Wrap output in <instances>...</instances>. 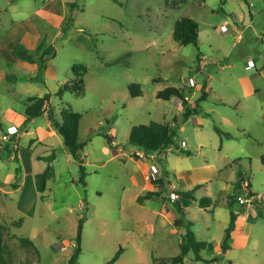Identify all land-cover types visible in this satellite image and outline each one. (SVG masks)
<instances>
[{
  "label": "rangeland",
  "instance_id": "rangeland-1",
  "mask_svg": "<svg viewBox=\"0 0 264 264\" xmlns=\"http://www.w3.org/2000/svg\"><path fill=\"white\" fill-rule=\"evenodd\" d=\"M0 8V136L10 127L21 134L38 124L53 127V119L61 121V110L71 107L82 115L87 167L84 187L80 162L61 135L50 139L52 146L27 132L0 140V186L17 167L42 172L47 162L40 157L52 150L56 154L55 175L43 200L22 203L20 209L17 196L7 195L11 201L0 192L13 264H69L82 217V253L75 264H107L120 247L124 251L113 264H170L180 254L184 229L174 224L175 206L168 218H157L155 211L164 201L172 205L179 191L193 189L203 177L211 178L209 193L204 187L196 191L198 201L187 202L185 219L194 220L198 240L209 242L202 254L218 260L193 262L190 254L187 264H264V0H16L13 5L0 0ZM183 17L199 23L198 47L174 40L175 23ZM21 49L35 63L21 59ZM198 54L205 60H197ZM74 64L86 67L85 94L60 97L58 89L75 79ZM205 82L212 91L187 121L181 102L157 98L159 90L175 86L186 91L193 106ZM132 83L141 85V96H132ZM252 88L257 92L250 93ZM47 93L45 115L23 122L28 98ZM174 119L180 128L170 151L148 153L129 143L133 126ZM215 126L232 134L224 139L223 151ZM35 139L40 144L31 147ZM138 150L146 159L136 155ZM142 161L147 167L139 178ZM203 165L208 169L200 170ZM156 167H167L170 175ZM240 176L250 180L261 201L247 210L235 199L233 208L243 212L223 253L230 222L227 197L235 193ZM160 178L164 185L157 183ZM149 191L161 195L139 203L137 198ZM204 195L215 202L208 209L199 206ZM20 238L31 239L36 249L23 247Z\"/></svg>",
  "mask_w": 264,
  "mask_h": 264
},
{
  "label": "trees",
  "instance_id": "trees-1",
  "mask_svg": "<svg viewBox=\"0 0 264 264\" xmlns=\"http://www.w3.org/2000/svg\"><path fill=\"white\" fill-rule=\"evenodd\" d=\"M199 23L190 17H183L175 23L173 38L174 40L182 45H195L198 47L199 42ZM50 52V49L48 51ZM20 58L35 63V59L25 50H20ZM128 56V55H127ZM200 59V54L197 55V60ZM121 59H116L114 63H119ZM73 72L75 75L74 80H70L64 83L63 87H60L57 91V95L62 97L65 93H72L75 96H83L85 94V80L84 74L86 73V67L84 65L74 64ZM83 69V71H81ZM130 92L132 96L138 97L143 94L141 85L138 83H132L129 86ZM207 91V82L203 85L201 89L200 97L195 101L194 105L190 104L188 101L185 91L182 88H178L175 86H168L162 90L157 92V98L163 100H170L175 98L177 101L182 103L183 107V121H187L192 116L198 114L201 110L202 101L207 100L208 98ZM51 94L47 93L44 96L29 97L27 100V104L25 107V122L28 123L32 119L42 116L47 107L50 104ZM61 121L53 119V124L58 133L62 136L64 144L68 148L69 152L73 156L74 159L80 162V183L86 187V161L83 156L84 146L85 144L80 141V121L82 119V115L78 112H75L71 107H66L61 110ZM1 125V123H0ZM180 128V123L177 119L169 122H157L152 121L149 124H140L133 126L129 135V143L135 146H139L140 148H144L148 153H155L161 150L166 149L171 145H176V140L178 138V130ZM217 133L220 135L221 143L225 138H232V134L227 132L218 126H215ZM108 143L110 145L113 144V138L108 135L107 136ZM8 148V146H6ZM15 153H17V149H13ZM180 151L185 153L186 155H191V151L188 149L180 148ZM80 152L82 154L80 155ZM16 158L18 159V155L16 154ZM40 159L47 162L46 168L37 174H35V182L37 190L41 193L47 190L48 180L55 175V168L53 165L54 160L56 159L55 151L52 150L49 155L41 156ZM262 163L264 165V155L261 157ZM16 172H20L19 167L16 169ZM242 176H240L239 180ZM239 180L235 186V193L228 195L227 204L230 208V222L225 230V235L223 239V243L221 245V250L223 253H226L229 250L228 241L232 238L233 233L237 228L238 221L242 215V210H235L233 208V203H235L236 193L239 186ZM157 183L164 185V179H158ZM203 184H198L194 189L188 191H179V199L174 202V206L176 207L177 213L179 217L174 220V224L176 226L182 227L184 229V237L180 246V254L170 258V264H187V257L190 254H193V258L191 259L193 262H212L213 260L218 259H207L202 252L204 250H208L209 242L200 241L197 239L195 231L192 229L194 225L193 220L185 219V209L182 205V199L186 200H194L197 198L195 196V191L202 187ZM161 195L160 191L154 192L149 191L146 195H140L137 198L139 203H143L145 200L154 199ZM214 205V200L211 197L204 196L199 199V206L203 209H208ZM243 207V206H242ZM244 208V207H243ZM264 215V214H262ZM84 227V218L82 217L79 221L77 235H76V249L72 256L69 259V264H75L82 253V233ZM9 228L6 226L2 218L0 217V264H13L14 256L12 251L9 249L8 245L5 243V235L8 233ZM21 245L27 248H35L33 241L29 238H20ZM124 248L120 247L115 256L107 263L113 264L115 263L120 255L123 253ZM163 264V263H161Z\"/></svg>",
  "mask_w": 264,
  "mask_h": 264
},
{
  "label": "crops",
  "instance_id": "crops-1",
  "mask_svg": "<svg viewBox=\"0 0 264 264\" xmlns=\"http://www.w3.org/2000/svg\"><path fill=\"white\" fill-rule=\"evenodd\" d=\"M16 2V0H7V3L8 4H10V5H13V3H15ZM0 10H2L1 8H0ZM0 28H1V26H0ZM200 62H202L203 60H205V56L204 55H202V54H200ZM246 61H252L251 59H248V60H246ZM254 62V61H253ZM251 64H253V63H251ZM185 91V90H184ZM207 91H208V93L210 94V92L212 91V89L209 87V89H208V87H207ZM250 93H256L257 92V90L255 89V88H252V89H249L248 90ZM186 92V91H185ZM186 97H188V95H186ZM200 97V96H199ZM198 97V98H199ZM197 100V99H196ZM196 100H192V102H193V104L195 103V101ZM46 113V112H45ZM45 113L42 115V116H44L45 115ZM38 118V117H37ZM37 118H34V119H32L30 122H28L29 124L30 123H32L33 121H35V119H37ZM49 120H51L52 121V119L50 118ZM23 122H25V119L23 120ZM38 124V123H37ZM17 126L18 127V124L17 123H11L9 126ZM33 125H30V127H32ZM41 126V127H40ZM19 129V128H18ZM39 129H42L43 130V136H41L40 135V132H39ZM31 134V135H34V136H36V137H38V138H40V140H42V143H44V145H47V146H49V145H51L52 146V144H51V142H50V139H59L60 137V134L58 133V131L56 130V128L54 127V124H53V127H52V125L51 126H49L48 124L46 125H44V124H38V129L36 128L35 129V127L33 126V128H32V131H29V130H26L25 132H23L22 134ZM22 134L20 133V131L18 132V134H16V135H13L12 137H11V139H13V138H22ZM46 135H47V138H46ZM46 138V139H45ZM36 141H34V143L31 145L30 144V146L32 147V146H34V145H36V144H40V141L39 140H37V139H35ZM60 140H62V139H60ZM227 140H229L228 138H227ZM226 140V141H227ZM30 143H31V141H30ZM220 146H219V150L220 151H223V147L225 146V141L223 140V142L221 143V139H220ZM180 145V144H179ZM50 146V147H51ZM181 146V145H180ZM182 147V146H181ZM181 147H179V150H180V148ZM170 146L169 147H167L166 149H164V150H161L162 151V153L163 152H167V151H170ZM19 149H20V147H19ZM183 149V148H182ZM30 150V149H29ZM118 150H119V148H118ZM188 150H190V149H188ZM19 153L20 154H22L21 153V151H19ZM30 153H31V151H30ZM29 153V154H30ZM105 153L107 154V155H110V149L108 148V147H105ZM158 154H159V152H158ZM139 165V171H140V176H139V178L140 177H142L143 176V173H145V167H147V166H145V164L143 163V161L140 163V164H138ZM144 165V166H143ZM158 166V165H157ZM18 168V167H17ZM17 168H15V170L14 171H12V173L13 174H10L9 175V178L7 179V181L5 182V184H1V186H0V192H4V195L7 197V199H9V200H13L11 197H9V196H7V195H13V196H17L18 197V207L20 206V204H22V203H26V204H32V202L36 199V198H39V197H41V199L43 200L44 198H45V192H43V193H41V192H39L38 190H37V187H36V182H35V174H37V173H32V172H29V173H24L22 170H20V172H16V169ZM157 168H160L161 169V172L163 171L164 173H167V174H169L170 175V173H169V169L167 168V167H165V168H161V167H156V169ZM200 170L201 169H204V170H207L208 169V167L206 166V165H203L201 168H199ZM190 171H193V170H191V169H189ZM212 170V172H214V175H215V173H218V169L217 168H212L211 169ZM15 172V173H14ZM19 173V174H18ZM188 173H189V171H188ZM192 174H193V172H192ZM194 175L196 176V172H194ZM180 179H183L184 180V175H181L180 176ZM134 180L137 182V180H138V178H134ZM211 180V178H209V177H207V178H200V179H197V180H195V184H194V187H193V189L198 185V184H203V186L202 187H200L199 189H197V190H201V188H205V189H203V190H205V193L207 194V193H209L208 191V185H207V182H209ZM10 184V185H9ZM4 187H7V189L8 190H3L4 189ZM47 188H48V186H47ZM192 190V189H191ZM196 190V191H197ZM181 191H185V190H181ZM196 191H195V196H196V198H197V200L196 201H198V196L196 195ZM204 196H207V195H204ZM207 197H210V196H207ZM13 198H15V197H13ZM202 198V197H201ZM212 198V197H211ZM213 199V198H212ZM182 201V205L184 206V209H185V213L187 214L188 213V211H189V208H188V206H187V202L188 201H194V200H186V199H182L181 200ZM3 203V202H2ZM215 203V202H214ZM3 205V204H2ZM172 206H174V203L172 204V205H168V204H166L165 203V201L162 203V206L161 207H159L156 211H155V214H156V217L157 218H159V217H161V218H168V216H167V213L170 211V208H172ZM20 208V207H19ZM201 208V207H200ZM20 209H23V208H20ZM209 211H211L210 209H209ZM0 213H2V212H0ZM1 215V214H0ZM194 221V220H193ZM196 233V232H195Z\"/></svg>",
  "mask_w": 264,
  "mask_h": 264
},
{
  "label": "built area",
  "instance_id": "built-area-1",
  "mask_svg": "<svg viewBox=\"0 0 264 264\" xmlns=\"http://www.w3.org/2000/svg\"><path fill=\"white\" fill-rule=\"evenodd\" d=\"M249 66L253 67L254 64H249ZM16 134H18V129L16 127H10L8 132L1 134L0 140L9 142L11 141V137ZM136 155L142 159H146L145 152L138 150V152L136 151ZM175 197L179 198L180 196L177 194L175 195ZM236 200L240 205L245 207L247 210L255 209L260 205V201H261L260 196L254 191L250 183V180L247 177H241V179L239 180V186L236 193Z\"/></svg>",
  "mask_w": 264,
  "mask_h": 264
},
{
  "label": "water",
  "instance_id": "water-1",
  "mask_svg": "<svg viewBox=\"0 0 264 264\" xmlns=\"http://www.w3.org/2000/svg\"><path fill=\"white\" fill-rule=\"evenodd\" d=\"M82 154V152H80V155Z\"/></svg>",
  "mask_w": 264,
  "mask_h": 264
}]
</instances>
